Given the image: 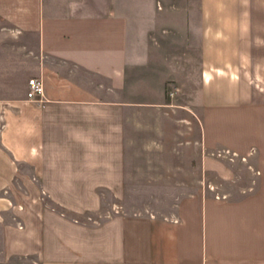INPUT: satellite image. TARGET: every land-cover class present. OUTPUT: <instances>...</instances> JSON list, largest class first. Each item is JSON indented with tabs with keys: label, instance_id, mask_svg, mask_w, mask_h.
<instances>
[{
	"label": "crops",
	"instance_id": "obj_1",
	"mask_svg": "<svg viewBox=\"0 0 264 264\" xmlns=\"http://www.w3.org/2000/svg\"><path fill=\"white\" fill-rule=\"evenodd\" d=\"M0 264H264V0H0Z\"/></svg>",
	"mask_w": 264,
	"mask_h": 264
},
{
	"label": "built area",
	"instance_id": "obj_2",
	"mask_svg": "<svg viewBox=\"0 0 264 264\" xmlns=\"http://www.w3.org/2000/svg\"><path fill=\"white\" fill-rule=\"evenodd\" d=\"M45 94V87L42 79L32 78L29 81L28 97L31 100H41Z\"/></svg>",
	"mask_w": 264,
	"mask_h": 264
}]
</instances>
